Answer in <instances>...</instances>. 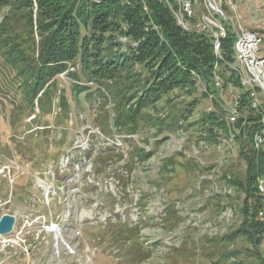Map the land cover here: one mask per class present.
I'll use <instances>...</instances> for the list:
<instances>
[{"label": "trees", "instance_id": "1", "mask_svg": "<svg viewBox=\"0 0 264 264\" xmlns=\"http://www.w3.org/2000/svg\"><path fill=\"white\" fill-rule=\"evenodd\" d=\"M4 9L8 11L0 22V59L4 68V73L0 72L4 76L1 84L0 75V94L12 89L20 99L11 104L10 123L15 132L16 152L13 155L6 144L0 143V159L15 156L19 161L28 160L29 166L40 172L45 170L44 166L49 161L53 168L58 166L59 150L49 151L54 141L57 145L74 147L75 136L69 132L72 127L68 124L73 118L71 101L74 100L75 108H79L84 99L87 106L98 103L101 114L96 125L104 140L84 130V134L89 135V147L86 150L74 149L80 156H73L68 166L80 165L82 156L92 155L96 137L104 147H99L92 162L93 174L120 177L118 173L122 168L131 174L137 164L145 165L154 156L155 150L151 153L135 142L128 147V159H125L122 149L114 144L115 139L128 144L136 135L144 145H149L152 139L163 136L156 143L161 145L170 139L169 134L183 132L197 108L195 100L178 106L174 99H168L170 112L160 120L148 115L149 108L158 107L172 93L186 94L190 100L199 93V77L205 83L212 81V71L218 68L217 65L215 67L216 62L230 66L235 61L236 38L229 34L230 28L224 26L220 33L218 55L211 35L182 30L167 5L160 0H0V12ZM121 38L127 39L130 44L128 49L124 48L123 41L120 42ZM71 67L74 68L72 72ZM66 73L70 81L68 87L59 81ZM231 79L236 81L233 77ZM202 80L200 85L204 86ZM63 86L64 89L61 88ZM92 87H96L94 91H91ZM201 94L206 99L211 95L207 92ZM249 101L250 95L246 93L239 105L247 107ZM108 105L110 108H107ZM214 107L219 109L217 105ZM57 110L60 115L53 123L55 129L39 122L37 117H52ZM21 121L28 123L26 131L22 130ZM194 125L200 134L199 140L193 139L197 146L201 140L207 145H215L220 144L222 138L231 139L232 145L237 148L236 157L246 163L243 175L237 172L223 174L220 178L219 183L231 187L237 193L234 195L236 198L215 196L207 200L208 203L216 201V213L219 209L225 210L222 199L236 202V213L241 219L237 228L228 234L206 237L210 247L212 244L228 247L214 256L227 261L223 262V259L212 264H248L245 261L247 255L258 263L264 258V150L256 147L255 139H264V114H250L231 125L223 119V112L215 110L201 114L199 122ZM188 150L189 146L182 147L173 155L162 158L158 166L160 182L150 179L146 180V184L154 187L156 193H161L164 187L170 193L169 188L176 180L173 181V178L176 175L179 177L180 173L188 176L194 173L200 179L206 173L210 174L213 167L207 168L193 157H188ZM121 161L122 166L118 165ZM58 169L60 167H57L56 175L62 177ZM3 181L0 180V191ZM189 181L190 176L186 182ZM121 183L125 184L126 180ZM202 184H210V181L204 180ZM88 186L95 189L92 184ZM190 186L191 182L184 191ZM147 196L140 194L138 204L142 207L146 205ZM109 197L114 202L112 194ZM164 205L162 227L178 230L182 216L171 204ZM113 229L116 230L112 236L118 237L112 244V253L118 262L145 264L151 250L143 243L139 226L124 223ZM239 243H243L241 247H237ZM183 247L187 250V245ZM180 251V247L171 250L170 254L168 251V257L158 264H181L176 258L169 257ZM216 252L212 250V253ZM24 258L22 252L20 260ZM196 261L195 255L192 264Z\"/></svg>", "mask_w": 264, "mask_h": 264}, {"label": "rangeland", "instance_id": "2", "mask_svg": "<svg viewBox=\"0 0 264 264\" xmlns=\"http://www.w3.org/2000/svg\"><path fill=\"white\" fill-rule=\"evenodd\" d=\"M160 1L168 4L167 7L177 25L184 31L204 34L205 32L199 29H213L215 26H212V21H214L226 28L231 29L233 26L236 30L239 29V32L246 30L250 33H258L263 38L259 55L264 57V0H232L237 7L236 12L231 7H226L223 2L220 4L222 7L225 5L223 13L218 12L206 0H201V2L193 0L195 6L192 5L188 11L183 8L186 0ZM7 11L4 9L0 12V22L1 17L6 15ZM183 20L188 29L181 25ZM238 25H241L243 30ZM233 32L232 30L229 34L233 35ZM206 34L210 37V33L206 32ZM121 41H123L124 48L130 47L127 39ZM212 42L214 47V39ZM217 54L219 55L220 52ZM240 62L241 59L237 60L236 55L234 63L230 66H227V63L221 65V62H216L215 67L217 65L218 68L216 73L212 71V81L205 83L199 77V82L202 80L205 84L198 86V82L199 93L190 100L186 94L172 93L170 98L165 97L158 107L155 105L149 108L148 115L160 120L170 112L168 99H174V103H178V106H184L195 100L197 108L185 124L183 132L169 134L170 139L162 142L161 145L156 143L163 136L157 140L152 139L149 145H144L136 135L131 138L133 142L128 144H124L119 138L115 139L114 144L120 150L122 149L125 159H128V147L133 146L135 142L149 152L155 150L154 156L145 165L137 164L131 174L123 168L119 170L120 177L110 173L107 177L104 174L99 176L93 174L92 162L99 147H104V144L96 137L94 142L96 144L91 150L92 155L82 156L80 165L68 166L73 156L75 157L76 154L80 156V153L74 149L86 150L89 147V135L95 134L102 141L104 140L96 125L101 114L97 107L98 103L87 106L84 99L81 100L82 106L79 108H75L74 100L71 101V112L74 119L71 118L68 124L72 127L69 132L75 136L74 147L65 144L57 145L54 141L52 149L49 148L51 152L55 149L59 150L60 159L57 167H60L58 170L61 175L63 174L62 177L56 175L57 167L53 168L50 161L45 164V170L40 172L36 170L37 168L29 166L28 160L19 161V158L15 156L0 159V180H5L1 182L3 186L0 191V218L5 214L16 218L14 231L0 237V264H120L112 253V244L118 236H112V233L117 229H113L114 226L124 223L128 226H139L143 243L150 247L151 255L145 264H158L162 261L161 259L168 257V251L170 254L171 250L179 247L183 252L180 251L169 257L176 258L181 264H192V258L195 255L197 256L195 264H212L213 261L220 262L223 259V262H226V258L220 256L215 258L214 256L227 250L228 247L223 248L220 245L216 247L213 244L210 247L211 243L206 240L208 239L206 237H219L237 228L236 226L241 221L239 213H236L237 203L222 199L221 203L227 210L219 209L216 213V201L208 203L207 200L215 196L236 198L234 195L237 193L235 194L231 187L221 185L220 178L223 174L230 175L237 174V172L243 175L246 163L236 157L237 148L232 145L231 139L228 143L227 139L222 138L221 143L215 145H207L201 140L197 146L193 139H197L200 134L194 124L199 122L201 114L213 113L215 110L223 112L225 120L229 115L240 120L241 117L246 118L250 114H264V88L262 87L264 74L259 75L258 80H255L256 77L254 78ZM0 72L4 73L1 59ZM3 77L1 75V84H3ZM231 77L236 81H233ZM59 81L66 84L65 87L70 84L67 74L62 75ZM64 86L61 88L64 89ZM205 87L207 93L211 94L208 99L201 94L206 93ZM95 88L92 87L91 91ZM68 91L70 93V90ZM246 93L250 95L249 106L242 107L239 103ZM19 99L20 97L12 89L0 94V116H3L0 118V143L6 144L13 155L17 145L13 140L15 132L10 123L13 111L11 104ZM215 105L219 109H216ZM107 108L110 106L108 105ZM56 113L49 118L47 116L36 117L39 118V122L48 125L53 130L55 129L53 123L57 121L60 111L57 110ZM80 119L83 121L81 122ZM110 121L112 122L111 116ZM21 124L23 125L22 130L26 131L28 123L24 124L21 121ZM84 130H89V135L84 134ZM255 145L264 150V139L256 138ZM188 146L190 148L188 157L201 162L202 166L213 167L211 173H206L201 179L198 178L199 175L192 173L189 175L188 183L186 181L189 176L180 173L179 177L176 175L173 178V181L176 180L169 188L170 193L165 187L161 189V193H156L153 186L150 188L146 184V180L160 182L158 166L162 158L169 157L182 147ZM118 165H124L123 161ZM122 180H126V183L122 184ZM204 180L210 181V184H202ZM190 182V188L184 191ZM88 184L94 185L95 189L89 188ZM261 189H263L262 186ZM143 193L148 195L144 207L138 204L140 194ZM109 194H112L114 202ZM164 204H171L170 206L174 207L183 218L176 231L172 228L166 229L161 225L165 212ZM142 221L146 223H141ZM195 231H197L196 234H194ZM240 244L243 243L237 244V247H241ZM184 245H187V250L182 248ZM213 249L218 252L212 253ZM22 252L25 254V260H20ZM176 259L174 261H177ZM245 261L248 264H264V258L257 263L250 255H247Z\"/></svg>", "mask_w": 264, "mask_h": 264}, {"label": "bare ground", "instance_id": "3", "mask_svg": "<svg viewBox=\"0 0 264 264\" xmlns=\"http://www.w3.org/2000/svg\"><path fill=\"white\" fill-rule=\"evenodd\" d=\"M172 1V0H171ZM206 1H208V2H210V4H212L211 3V0H206ZM193 2H195V1H193V0H186L185 2H184V5H183V8L186 10V11H188L190 8H191V6L192 5H194L195 6V3H193ZM200 2H201V0H200ZM223 2H225V4H226V7H231V9L233 10V11H235L236 12V9H237V7L234 5V3H233V1L232 0H219V3L217 4V6L216 5H213L215 8H216V10L218 11V12H221V13H223V9H225L224 7H225V5H223V7L220 5V4H222ZM167 3V2H166ZM182 3V2H181ZM198 3V2H197ZM204 3V2H203ZM173 4H175V3H173ZM168 5V4H167ZM197 5V4H196ZM193 6V7H194ZM223 8V9H218V8ZM177 10V9H176ZM181 10H183V9H181ZM204 10H206V9H204ZM184 11V10H183ZM207 11V10H206ZM227 11V10H226ZM178 12V11H177ZM207 13V12H206ZM225 13V12H224ZM227 13V12H226ZM181 14H182V11H181ZM209 14V13H208ZM213 15V14H212ZM214 15H216V14H214ZM179 16V15H178ZM181 16V15H180ZM205 16V15H204ZM219 16V15H218ZM231 17V16H230ZM233 17V16H232ZM186 18V17H185ZM216 18H217V16H216ZM178 19V18H177ZM188 19V18H187ZM192 21V20H191ZM236 21H237V19H236ZM196 22V21H195ZM235 22V21H234ZM199 23V22H198ZM212 23H215L214 21H212ZM218 23V22H217ZM181 25L182 26H185V27H187V25H186V23H185V21L183 20L182 22H181ZM198 25V24H197ZM221 25V24H220ZM227 25V24H226ZM231 25V24H230ZM206 26V25H205ZM238 26H241V25H238ZM230 27V26H229ZM237 27V26H236ZM223 28H224V25H221V31L223 30ZM238 28V27H237ZM241 28H242V26H241ZM187 29H188V27H187ZM201 30V29H200ZM231 31L233 30L234 32H233V35L235 36V38H236V45H235V52H236V56H237V60H238V58L239 59H241V64L242 65H244L246 68H247V70L249 71V73L251 74V75H253V77L255 78V80H258V77H259V75H261L262 74V68L261 67H259V64H262L263 62H264V57H261L260 55H257V56H255L254 57V61H253V59L252 60H246L245 59V57H244V53H239V49L240 48H242V46L244 45V42H245V34H251V38L253 39V41H258V45H257V51H258V53L260 54V45H261V43H262V38L258 35V34H256V33H250V32H248V31H242V32H239V29H237L236 30V28L235 27H231V29H230ZM242 30H243V28H242ZM223 32V31H222ZM220 37V36H219ZM221 40L220 39H215V52L216 53H219V50H220V48H221V42H220ZM262 87L264 88V85H262ZM255 106H257V105H255ZM229 119V118H228ZM231 122H234L232 119H231Z\"/></svg>", "mask_w": 264, "mask_h": 264}, {"label": "built area", "instance_id": "4", "mask_svg": "<svg viewBox=\"0 0 264 264\" xmlns=\"http://www.w3.org/2000/svg\"><path fill=\"white\" fill-rule=\"evenodd\" d=\"M212 5H216L219 3V0H211ZM218 8V7H217ZM218 9H223L218 8ZM212 26H215L213 29L207 30H201L203 32H207L210 33V35L212 36V39H219L220 33H221V25L219 23H212ZM211 31V32H210ZM245 42L244 45L242 46V48L239 49V53H244V57L246 60H252L254 61V57L259 55L258 51H257V45H258V41H253V39L251 38V34H245ZM259 67L262 68V75L264 74V62L262 64H259ZM217 72V68H215L214 73ZM216 80H219L217 77H215ZM256 105V104H254ZM258 107V105H257ZM228 118L232 119L234 121V123L237 122L238 119H236L235 116L233 115H229Z\"/></svg>", "mask_w": 264, "mask_h": 264}, {"label": "water", "instance_id": "5", "mask_svg": "<svg viewBox=\"0 0 264 264\" xmlns=\"http://www.w3.org/2000/svg\"><path fill=\"white\" fill-rule=\"evenodd\" d=\"M15 217L5 214L0 219V236L10 234L15 226Z\"/></svg>", "mask_w": 264, "mask_h": 264}]
</instances>
